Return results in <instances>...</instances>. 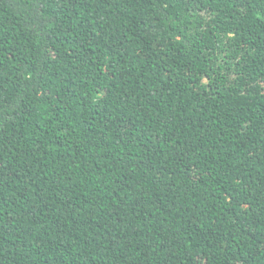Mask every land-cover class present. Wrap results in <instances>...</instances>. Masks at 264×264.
I'll return each mask as SVG.
<instances>
[{
  "label": "trees",
  "instance_id": "trees-1",
  "mask_svg": "<svg viewBox=\"0 0 264 264\" xmlns=\"http://www.w3.org/2000/svg\"><path fill=\"white\" fill-rule=\"evenodd\" d=\"M0 264H264V0H0Z\"/></svg>",
  "mask_w": 264,
  "mask_h": 264
}]
</instances>
